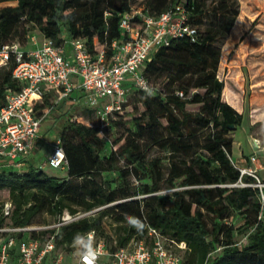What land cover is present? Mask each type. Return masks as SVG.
<instances>
[{
    "label": "trees",
    "instance_id": "1",
    "mask_svg": "<svg viewBox=\"0 0 264 264\" xmlns=\"http://www.w3.org/2000/svg\"><path fill=\"white\" fill-rule=\"evenodd\" d=\"M4 2L15 4L0 5V47L23 43L36 29L57 43L63 42V32L81 39L91 55L102 48L109 54L112 41L124 35L121 14L137 7L132 0ZM176 3L188 12L194 37L172 38L153 51L143 67L152 92L132 86L127 96L131 91L133 106L126 99L107 125L82 118L61 124L57 139L65 176L49 175L32 163L14 167L0 157V191L7 192L0 202V225H41L35 219L42 213L56 217L95 210L25 236L40 243L52 237L68 253L79 236L93 232L96 240L105 238L101 220L108 217L116 225L115 245H106L111 250L132 239L148 243L147 229L153 227L185 243L177 249L185 264H264V189L235 166L230 125H239L242 116L226 101L217 74L239 0H145L140 8L156 17ZM13 66L11 58L0 66V106L7 90L21 87L11 75ZM47 105L44 96L40 107ZM152 149L158 153L149 156ZM163 186L171 191L160 193ZM236 216L238 225L232 221Z\"/></svg>",
    "mask_w": 264,
    "mask_h": 264
},
{
    "label": "built area",
    "instance_id": "2",
    "mask_svg": "<svg viewBox=\"0 0 264 264\" xmlns=\"http://www.w3.org/2000/svg\"><path fill=\"white\" fill-rule=\"evenodd\" d=\"M119 27L124 35L112 41L109 54L102 48L91 55L83 41L75 38H69L67 42L69 54H66L64 41L57 43L52 38H43L34 48L24 49L16 42L0 47V66L11 58L14 62L11 75L21 82L20 89L5 92L0 106V157L9 165L23 166L31 145L41 138V117L37 116L31 102L44 95L42 84L60 89L59 98L62 99L69 97L74 88L72 76L77 77L86 106L105 126L108 118L126 101L132 86L145 93L152 92L151 84L143 75V67L153 51L167 45L172 38H193L196 33L195 26L188 23V12L181 3L172 5L156 17L140 7H133L121 14ZM256 145L259 147L258 143ZM249 160L254 162L256 157L252 155ZM46 164L53 168H62L65 164L59 139L55 140ZM235 166L241 175L255 177V185L261 189L256 169ZM261 198L264 199L263 192ZM8 207L6 202L4 213L8 212ZM74 219L53 226L0 225V264H185L177 252V249L185 248V243H177L153 227L147 229L148 243L144 239H132L127 246L114 250L102 240L92 243L93 232H89L85 236L87 245L77 253L75 262L67 261L70 255L67 256L52 237L40 243L25 236L32 230L57 227Z\"/></svg>",
    "mask_w": 264,
    "mask_h": 264
},
{
    "label": "rangeland",
    "instance_id": "3",
    "mask_svg": "<svg viewBox=\"0 0 264 264\" xmlns=\"http://www.w3.org/2000/svg\"><path fill=\"white\" fill-rule=\"evenodd\" d=\"M145 0H132L133 4L137 7L143 4ZM15 4V2H4L0 5ZM136 7V8H137ZM66 37V33L63 32L62 37ZM43 41V37L36 30L28 32L27 40L20 42L19 44L26 48H32L39 46ZM36 42L38 43L37 45ZM218 77L225 83L224 92L225 99L229 102L238 112L241 113V122L235 128L231 130L229 135L233 139L232 157L234 161L241 167L253 168V164L241 160L238 156L247 157L249 153L255 152L260 157V163L264 165L263 157L264 153L253 147L252 142H256L264 147V2L261 6L255 5L252 0H239V14L236 18L235 24L231 29L228 37L221 44V59L218 68ZM54 97V96H53ZM48 99V105L54 104V98ZM133 94L130 91L127 96V100L133 106ZM43 99V98H42ZM39 102L38 104H42ZM68 108L67 103L64 101L56 104L55 109H51L47 112L45 118L39 127V133H41L42 140L39 142V146L33 150V157H31L33 164L36 167H41L49 175L65 176L66 168H53L47 164H44L45 159L52 150L55 140L57 139V133L61 127L63 121L67 119H84L89 124H100L96 114L89 111L86 105L77 106L71 110V113L64 116V111ZM59 110L62 113L59 114ZM47 109H39L36 114L42 117ZM240 152V153H239ZM158 151L152 149L149 152V156L156 155ZM256 163H258L256 161ZM264 170L259 173L256 172L257 177L261 181V188L264 189V178L262 175ZM111 176H115L111 173ZM136 182L134 178L130 179ZM255 184V183H254ZM171 191L170 188L162 187L160 193H166ZM6 191H0V202L5 198ZM95 214V210L83 212L77 211L75 214H69L64 211L60 216H51L46 213H42L36 217L37 224L53 226L58 222L70 220L72 218L79 219L86 216ZM232 221L235 224L240 223L238 216L234 217ZM101 227L105 234V238L94 236L92 243L102 240L108 246L115 245V229L116 225L108 217H104L101 220ZM109 237V239L107 238ZM243 233L238 232L236 238L243 239ZM87 245L85 237L79 236L71 245L72 251L66 253L68 262H75L77 259V253Z\"/></svg>",
    "mask_w": 264,
    "mask_h": 264
},
{
    "label": "crops",
    "instance_id": "4",
    "mask_svg": "<svg viewBox=\"0 0 264 264\" xmlns=\"http://www.w3.org/2000/svg\"><path fill=\"white\" fill-rule=\"evenodd\" d=\"M63 38H64L63 41L66 43V44H65L66 54H69V52H70V46H69V44L67 43L68 40H69L67 34H66V37L63 36ZM37 44H38V43L36 42L35 45H37ZM22 47H23V46H22ZM26 47H27V46H25V47H23V48H24V49H28V48H26ZM30 47L34 48L32 45H31ZM71 80L74 82V88H73V90L70 92L69 97H67V98H62V99L59 98V96H60V89H58V88H54V87L49 86V85H47V84H42V85H41L42 88H43V90H44V95H43L41 98H36V99H34V100L31 102V107L33 108V110L35 111V113L37 112L38 108L41 109V110L43 109V108L40 107L41 105L38 104L39 102L41 103V100H40V99H42L44 96H47L48 99H51V98L54 96V97H53V98H54V104L49 105V109L46 108L47 111H45L44 115L41 117V121H42L43 118H45V116H46V114H47L48 111H50L51 109H55L56 104H59V103H61V102H63V101H64L65 103H67V105H68V108L66 109V111H64V113H65L64 116H63V115L61 116L63 119H65V116H66L67 114L71 113V110H72V109L76 108L77 106L86 105L85 102H84V100H83V97L81 96V91H80V88H79V86H78V84H79V80H78V78L75 77V76H72ZM58 112H59V114L62 113L61 110H59ZM63 122H64V121H63ZM63 122H62V123H63ZM39 132H40V131H39ZM40 134H41V133H40ZM41 140H42V138H40V139H38V140H36V141L33 142V144L31 145L32 147H31L30 153H29V154L27 155V157L24 159L23 166H27L29 163H32V164H33L32 160H31V159H32L31 157H33V150H35L36 147L39 146V142H40ZM233 142H234V141H233ZM252 145H253V147H254V146L257 147L256 142H254V141L252 142ZM257 149L264 153V147H262L261 145H259V147H257ZM239 153H240V152H239ZM232 154H233V151H232ZM241 155H242V154L240 153L238 156H240L239 158H241V160H243V161H246L247 159L249 160V157L252 156V155H254V156L256 157V160H255L254 162H251V163L253 164V168L256 169V172H258V173H259L260 171H263V170H264V165L260 163V160H259L260 157H258V156L255 154V152H251V153H249L247 157H241ZM45 160H46V159H45ZM256 161H257L258 163H256ZM263 161H264V157H263ZM249 162H250V160H249ZM263 163H264V162H263ZM44 164H46V161L44 162ZM33 165H34V164H33ZM262 177L264 178V174L262 175Z\"/></svg>",
    "mask_w": 264,
    "mask_h": 264
},
{
    "label": "water",
    "instance_id": "5",
    "mask_svg": "<svg viewBox=\"0 0 264 264\" xmlns=\"http://www.w3.org/2000/svg\"><path fill=\"white\" fill-rule=\"evenodd\" d=\"M230 128H231V129L235 128V125H230Z\"/></svg>",
    "mask_w": 264,
    "mask_h": 264
},
{
    "label": "clouds",
    "instance_id": "6",
    "mask_svg": "<svg viewBox=\"0 0 264 264\" xmlns=\"http://www.w3.org/2000/svg\"><path fill=\"white\" fill-rule=\"evenodd\" d=\"M132 223H134V224H135V223H136V221H134V220H133V221H132ZM89 254H91V253H89Z\"/></svg>",
    "mask_w": 264,
    "mask_h": 264
}]
</instances>
